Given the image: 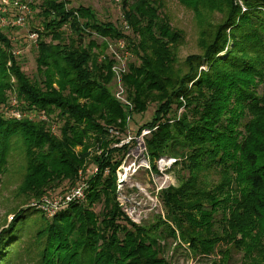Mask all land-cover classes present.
I'll return each mask as SVG.
<instances>
[{
    "label": "trees",
    "instance_id": "trees-1",
    "mask_svg": "<svg viewBox=\"0 0 264 264\" xmlns=\"http://www.w3.org/2000/svg\"><path fill=\"white\" fill-rule=\"evenodd\" d=\"M177 1L198 15L207 9L225 13L219 23L208 25L212 28L210 40L201 43L203 54L192 56L198 64L192 75L181 76L177 72L185 33L173 25L167 0H122L131 34L112 22L101 21L91 6L70 7V0L35 3L34 10L36 13L39 9L40 19L36 26L43 25L44 30L37 44L40 76L34 78L24 71L14 54L11 33L0 31V105L16 97L49 113L58 109V118L66 120L61 127L62 136L58 137L45 123L6 119L0 114V175L7 171L12 149H17L26 162L23 180L15 190L20 202L12 208L11 222L0 228V264H170L158 258V251L144 242L139 231L132 232L116 223L123 215L115 202L112 181L107 185L100 183L109 164L101 159L99 172L90 180L89 195L93 202L105 199L106 213H86L83 206L72 203L53 220L43 222L41 229H34V221L29 223L31 216L41 212L31 203L52 190L71 187L86 161L84 156L75 154L74 148L91 128L101 129L98 122L105 117L106 110L113 109L123 121L126 118L111 95L114 60L107 55L100 60V54L92 52L93 47L107 48V41L97 42L96 35L125 40L135 54L138 61L129 65L123 80L132 91L129 98L138 113L148 109L149 101L158 105L147 126L157 128L154 132L160 139L164 137L163 120L180 97L190 98V104L198 111L203 108L215 118L218 114L226 116L227 123L215 121L219 130L209 137L215 143L209 147L210 156L205 163L198 151L188 153L192 170L202 166L219 173V181L204 195H209L211 205L220 196V205H215L213 213L199 211L201 216L191 215L188 225H184L180 217L197 205H182L187 199L177 202L176 197L175 222L180 228L188 226V230L210 227L197 231L199 238L193 237L191 245L202 252L218 250L220 258L212 264H264V0H244L249 9L245 12L235 0L224 5L226 12L220 7L224 0ZM201 66L207 69L196 79ZM11 77L17 83L11 82ZM57 82L58 88L54 87ZM190 82L193 88L189 91ZM144 83L159 93L140 87ZM95 90L99 93L95 94ZM79 97L92 100L81 104ZM85 118L89 119L87 129L79 124ZM14 136L22 140V152L15 138L12 140ZM46 145L50 152L45 151ZM67 180L68 185L62 186ZM192 190L191 195L198 194ZM216 210L221 213L214 214ZM68 216H80L83 220L69 221ZM172 229L167 225L162 229L165 233H160L168 236ZM151 231L148 239L157 243L159 233ZM235 254L240 255L237 263L233 262Z\"/></svg>",
    "mask_w": 264,
    "mask_h": 264
},
{
    "label": "rangeland",
    "instance_id": "rangeland-1",
    "mask_svg": "<svg viewBox=\"0 0 264 264\" xmlns=\"http://www.w3.org/2000/svg\"><path fill=\"white\" fill-rule=\"evenodd\" d=\"M235 1L243 6L244 12L249 10L244 0ZM230 2L231 0H224V4L220 7L226 12L224 5L230 4ZM167 3L173 25L185 33V40L180 46L178 54L180 66L176 68L178 69L177 72L181 76L186 73L192 75V71L198 68V64L192 59V56L203 54L201 43H204L205 40H210L209 31L212 28L210 30L208 25L219 23L225 13L207 9L202 10L198 15L193 9L183 6L177 0H167ZM69 6H91L97 11L101 21L112 22L122 28L125 25L122 5L116 0H70ZM38 12L39 9L36 10L34 17L25 28L18 29L15 32L21 39H25L33 30L34 26L38 24L40 20L37 15ZM126 32L128 34L132 33L131 29ZM94 39L99 43L111 40L97 35L94 36ZM86 42H89V39ZM106 44L107 48L105 50L102 48L97 49L96 47L92 49L93 53L100 54V60L105 59L106 55L109 56L111 54L109 44ZM20 48L22 49L19 55V61L24 71L31 78L40 76L37 63V43H31L29 41L23 42ZM137 61L133 53L131 57L125 59V62H117L116 65L118 64L122 68L127 67V73L129 71V65L137 63ZM206 69L207 67L201 66L196 79L200 78L202 72L206 71ZM48 71L46 72L48 73ZM112 71L114 73V81L111 84V95L120 104L126 118L123 121L122 118H117L113 109H110V111L106 110L105 117L98 122L101 125V129L99 127L95 129L91 128L83 142L75 146V154L79 157L84 156L86 161L80 167L76 179L71 183V186L80 182V184H85L87 189L85 197L74 203L83 206L86 213L96 215H100L103 212L106 213L105 199H101L102 201L100 202H93L89 195L91 188L90 180L94 178L91 170L99 165L98 162L101 159L103 160L102 162L105 161V163L109 164L106 166L104 176L100 183L103 182L102 185H107L109 180L113 183L112 188L114 190L115 202L119 208V214L123 215L116 221L117 224L121 225V228L132 232L133 230L134 232L139 231L144 242L147 245L152 244L154 249L158 251L156 252L158 258H164L170 264H212L213 261L220 258L218 250L215 253L202 252L195 250L191 245L193 237H196V239L199 238L196 234L197 231L199 232L201 229L205 231L210 227L195 226L191 230L187 229L188 226L186 228H180L178 223L175 222L178 216L174 214L173 203L177 197V202L184 201V198L187 199V201L181 203L182 205L184 203L197 205L196 209L189 210L190 214L185 211V215L180 217L181 220L184 219V225H188L189 217L192 218L191 215L198 214L201 216L199 211L213 213L214 207L220 205V196L217 198L218 202L211 205V199L208 198L209 195H204L206 191H210L214 187V184L219 181V173L216 170H209L207 167L202 166L192 170L191 153L194 152L195 154V151H198L204 163L208 160L210 156L209 147L215 143L209 137L219 130L218 126L215 127V121L221 124L227 123L226 116L218 114L215 118L211 114H208L206 110L204 111L203 108L198 111L194 105L190 104V98L180 97L178 100H175L171 114L163 120V132L161 135L164 137L160 139L155 134L157 128L151 129L150 126H147L154 118L158 105L155 103L151 104L149 101L147 105L148 109L143 113H138L135 108L136 104L129 98L132 91L127 89L123 80L125 73L119 79L114 71V66H112ZM10 80L13 83H17L14 77H11ZM150 82L153 83L152 80H149ZM54 87L58 88V82L54 84ZM140 87H147L153 94L159 93L153 86L148 87L146 83ZM192 88L193 83L190 82L188 85L189 91ZM94 93L98 94L99 91L95 90ZM91 100L92 98L89 97L78 98L81 104L85 102L90 103ZM59 113L60 110L55 109V112L51 114L58 120ZM58 122L60 123V129L57 131V134H54L61 137L63 133L61 127L66 123V120L59 119ZM79 124L81 128L87 129L89 119H82L79 121ZM108 127H113L116 133H106L105 130ZM129 134H132L134 137L132 142L121 145L120 139H123ZM14 138L20 152H22V140L20 141L19 136L12 137V140ZM207 138L209 140H206ZM194 143L195 146H192ZM206 145L208 146L206 147ZM44 149L47 152L51 151L47 145ZM10 152L9 162L6 166L7 171L0 175L2 179V185L0 187V228L12 220V216L14 215L12 208L20 202V200L16 199L15 190L21 184L25 173L26 162L24 156L18 153L17 149L14 151L12 149ZM189 152L191 153L188 154ZM195 160L193 158V161ZM119 179L121 180L119 181ZM121 182H123L122 186L120 184ZM68 183L69 181L67 180L62 186L66 187ZM192 189L197 190L198 194L191 195ZM172 198V203H170ZM71 204L56 212L53 216H50L48 214L49 212L41 209V212L31 216L29 223L32 224L34 221L32 224L34 225V229H41L44 227L43 222L53 220L54 217L66 210ZM216 213L221 212L216 210L214 214ZM68 218L71 219L69 221H78L77 219L83 220L80 216H75V218L68 216ZM218 219H220V216H218ZM167 225L173 227L172 233H168V236L163 234L165 230L164 232L162 231ZM98 226L100 227L101 223ZM121 228L118 230V233L121 232ZM150 230H152L151 233H159L157 243H152L148 239ZM160 231L163 233H160ZM162 235L164 236L162 237ZM102 244L103 241L101 240L100 245ZM25 259L29 261V256ZM30 259V263L35 262L33 255L30 256ZM239 260L240 255L235 254L233 262L237 263Z\"/></svg>",
    "mask_w": 264,
    "mask_h": 264
},
{
    "label": "built area",
    "instance_id": "built-area-1",
    "mask_svg": "<svg viewBox=\"0 0 264 264\" xmlns=\"http://www.w3.org/2000/svg\"><path fill=\"white\" fill-rule=\"evenodd\" d=\"M41 1L42 0H0V31L11 33L12 42L15 46L14 54L18 57L21 54L22 48L20 47L22 43L29 41L38 44L40 32L44 30L43 25L36 26L38 28L34 27L25 39H21L17 33H15L18 29L25 28L28 25L35 14L34 4ZM116 1L120 4L122 2V0ZM123 28L125 31L130 29L127 21H125ZM107 43L109 44V49H111V54L109 56L114 60V71L120 79V77L126 73L127 67L122 68L118 66V64L116 65V63L125 62V59L131 57L133 53L128 49L125 40H110L107 41ZM122 90L124 91L123 88ZM0 114L6 119L19 121L29 120L45 123L55 134H57V131L60 129V123L58 122L59 119L56 120L47 109L40 108L37 105H29L26 101L21 102L16 97H12L7 103L0 105ZM109 132L114 134L116 133V130L111 127L109 128ZM133 138L132 134H129L123 139H120V144H130ZM98 170L99 166L92 168V176H95L98 173ZM120 180L121 179H119V181ZM86 189V185L80 184L79 182L65 191L52 190L39 200L31 203V206L36 207L39 210L44 209L46 212H49L48 214L50 216H53L56 212L62 210L69 204L84 198Z\"/></svg>",
    "mask_w": 264,
    "mask_h": 264
},
{
    "label": "water",
    "instance_id": "water-1",
    "mask_svg": "<svg viewBox=\"0 0 264 264\" xmlns=\"http://www.w3.org/2000/svg\"><path fill=\"white\" fill-rule=\"evenodd\" d=\"M120 184H121V186H122V185H123V182H121ZM13 217H14V216H12V219H13Z\"/></svg>",
    "mask_w": 264,
    "mask_h": 264
}]
</instances>
